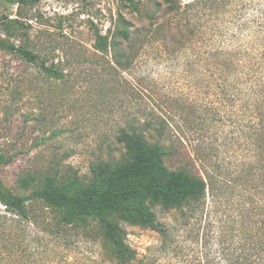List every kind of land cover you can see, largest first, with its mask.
Wrapping results in <instances>:
<instances>
[{
  "label": "rangeland",
  "instance_id": "1",
  "mask_svg": "<svg viewBox=\"0 0 264 264\" xmlns=\"http://www.w3.org/2000/svg\"><path fill=\"white\" fill-rule=\"evenodd\" d=\"M136 1L139 11L125 0H0V37L64 73L0 47V178L20 195L49 176L88 183L93 164L126 159L123 131L142 132L174 149L171 170L186 164L207 188L200 203L155 206L163 232L121 220L131 264H239L252 244L245 231L264 239L248 221L250 210L264 220V144L256 156L248 83L221 51L242 61L258 53L236 55L262 29L264 0H175L176 10ZM97 33L108 48H96ZM29 201L24 220L0 203V264H118L97 223L57 230V215Z\"/></svg>",
  "mask_w": 264,
  "mask_h": 264
},
{
  "label": "trees",
  "instance_id": "2",
  "mask_svg": "<svg viewBox=\"0 0 264 264\" xmlns=\"http://www.w3.org/2000/svg\"><path fill=\"white\" fill-rule=\"evenodd\" d=\"M40 1L42 0H17L19 4H35ZM125 1L134 10H140L136 0ZM169 3L170 10L179 8L180 1L178 3L169 0ZM188 5L191 6L192 3ZM260 24L262 29L255 34L257 37L254 42L248 44L245 51H236L239 52L236 55H244L241 52L250 51L252 48L258 49V53L254 56L245 55L247 61H242L241 58L233 59L235 52L230 48L221 51L222 57L226 55L231 58L229 68L240 66L241 72L236 73L237 82L248 83L251 97L249 137L256 156L264 144V108H262L264 106V22ZM120 33L128 39L129 27L124 26ZM234 35H237V31ZM109 39V35L97 33L96 48L99 50L108 48ZM0 47L21 53L25 59L39 65L50 76L64 77L62 71L47 65L40 55L31 49L17 47L4 37H0ZM223 62L227 63V60ZM160 128L159 131L163 134L165 128L163 122H160ZM119 140L127 149L126 159L116 165L108 161L93 164V178L90 182L83 183L78 179L60 181L56 176H49L44 184L35 188L31 194L20 195L0 178V203L5 206L7 213L24 220L30 219L31 216L30 205L33 201L29 200H41L35 202L42 203L47 210L57 215L58 221L54 225V229L57 230H61L63 226L97 223L104 237L112 243L118 264H131L137 252L126 241L127 232L120 221L124 220L132 225L163 232L164 228L158 220L154 207L161 205L170 210L194 202L200 203L202 201L198 200L205 196L207 182L202 176L193 173L186 164L171 170L166 165V158L175 152L164 141L151 142L144 133L137 131H123ZM248 215V221L262 224L259 228L264 226V220H253L252 210ZM244 225L248 226L246 222ZM258 232L264 235V229H258ZM243 238L250 240L252 244L249 250L245 249L237 257L239 264H264V239L255 240V235L247 231Z\"/></svg>",
  "mask_w": 264,
  "mask_h": 264
}]
</instances>
